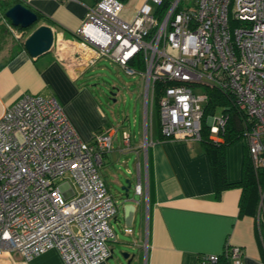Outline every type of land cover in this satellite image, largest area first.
<instances>
[{"label":"built area","instance_id":"obj_1","mask_svg":"<svg viewBox=\"0 0 264 264\" xmlns=\"http://www.w3.org/2000/svg\"><path fill=\"white\" fill-rule=\"evenodd\" d=\"M122 8L121 0H95L71 37L53 29L50 52L75 78L102 58L139 74L145 127L149 102H155L160 134L168 139L201 140L205 128L221 141L228 105L221 104L219 116L207 113L216 91L241 115L254 168L264 167V0H144L131 22L120 17ZM116 132L109 127L83 140L53 96L24 93L4 109L0 253L15 251L28 260L56 248L63 264L110 257L116 204L99 167ZM122 135L128 142L129 134ZM136 191L142 192L140 182ZM262 202L264 194L257 212L264 225ZM241 255L240 246L228 245L196 264Z\"/></svg>","mask_w":264,"mask_h":264},{"label":"crops","instance_id":"obj_2","mask_svg":"<svg viewBox=\"0 0 264 264\" xmlns=\"http://www.w3.org/2000/svg\"><path fill=\"white\" fill-rule=\"evenodd\" d=\"M21 1L44 17L40 24L71 37L95 0ZM51 53L33 58L22 49L0 68V115L29 93L55 97L75 131L87 142L94 133L116 127L89 91L77 84L79 77L75 78ZM83 93L87 100L82 99ZM127 133L128 142L116 132L113 147L99 167L116 204L110 220L116 237L109 243L113 257L98 264H126L114 258V243L120 241L117 226L134 237L140 250L130 264H196L203 255L220 254L228 245L240 246L242 255L222 259L219 264H264V225L258 213L240 214L239 187L224 189L217 196L201 140L168 139L160 131L150 140L144 131L143 138L137 140ZM246 152L240 138L226 146L229 182L241 180ZM126 181L130 184L128 195ZM138 182L141 193L136 191ZM125 228L132 232L125 233ZM0 264H63V259L56 248L28 260L15 251L3 250Z\"/></svg>","mask_w":264,"mask_h":264},{"label":"rangeland","instance_id":"obj_3","mask_svg":"<svg viewBox=\"0 0 264 264\" xmlns=\"http://www.w3.org/2000/svg\"><path fill=\"white\" fill-rule=\"evenodd\" d=\"M143 1H122L123 8L120 17L127 22H131L138 11L140 3ZM192 1L183 0V2H188V4H191ZM20 2L25 4L23 1ZM148 5L153 12L155 4L152 1H148ZM36 25H40V22ZM35 26L30 27L28 31L20 30L8 23L0 12V29L3 28V34H0V60L7 58L11 51L15 49L16 44L23 42ZM51 55L53 54L51 53ZM77 84L85 87L89 91V94L95 99L100 110L107 116L110 123L116 126L118 136H121L123 132H129L132 137L137 136V140H139L140 136L143 138L146 129L147 137L150 140L155 137L157 131H160L155 102L153 105L149 102L145 127L144 98L142 96L144 83L139 74H135L134 76L128 75L120 65L113 63L108 58H102L78 78ZM197 92H200V90ZM111 93L114 95L112 96ZM113 98L115 101H113ZM82 99L87 100L88 95L83 93ZM223 110V105L219 103L215 104V116L221 115ZM240 140L246 145L243 137ZM262 194H264V186L259 188L257 212L261 203ZM115 231L118 233L120 241L119 243H114V258L118 257L120 259V251H126L130 254H135L140 251L136 246L137 243H134V237L125 235L118 226L115 228Z\"/></svg>","mask_w":264,"mask_h":264},{"label":"trees","instance_id":"obj_4","mask_svg":"<svg viewBox=\"0 0 264 264\" xmlns=\"http://www.w3.org/2000/svg\"><path fill=\"white\" fill-rule=\"evenodd\" d=\"M21 0H0V12L3 14L4 18L8 23L11 24L10 20L5 17L6 10L11 7L16 2ZM30 8L27 4H24ZM165 7L162 8V10ZM31 9V8H30ZM32 10V9H31ZM34 11V10H33ZM38 15V22L45 21L44 17L34 11ZM37 26V25H36ZM35 26V27H36ZM20 30V27H16ZM60 29V27H58ZM3 29V28H2ZM2 29H0V34H3ZM68 35V34H66ZM24 49L23 42L16 44L15 49L11 51L9 56L5 59L0 60V68L11 59L19 50ZM212 96L210 98L209 104L207 106V113H213L215 104H227L228 105V122L226 128L222 134L221 141H213L208 136V131L204 128L203 136L201 138L202 145L208 154L211 175L215 185L217 196L218 194L229 187H239L241 189V196L239 200V211L241 215H255L257 213V205L259 202V188L264 186V167L254 168L252 161L249 157L248 151L246 152L245 159L243 162V173L240 181L229 182L226 177V164H225V148L227 145L241 138L243 130V122L241 120V115L232 106L229 98H224L219 95L216 91H211ZM158 99V95L156 100Z\"/></svg>","mask_w":264,"mask_h":264},{"label":"water","instance_id":"obj_5","mask_svg":"<svg viewBox=\"0 0 264 264\" xmlns=\"http://www.w3.org/2000/svg\"><path fill=\"white\" fill-rule=\"evenodd\" d=\"M124 1V0H121ZM5 17L10 20L11 25L14 27H20L22 29H27L32 27L36 22H38V15L22 4L21 2H16L11 7H9L5 12ZM53 43V29L47 24H40L36 26L30 34L24 39L23 47L24 50L33 58H37L50 52ZM113 96L114 94L111 93ZM113 101L115 99L113 98ZM127 183V193L130 189V184ZM125 189V188H124ZM134 254H130L126 251H120L119 257L121 260L125 261L126 264H130ZM113 254L110 255V258Z\"/></svg>","mask_w":264,"mask_h":264}]
</instances>
